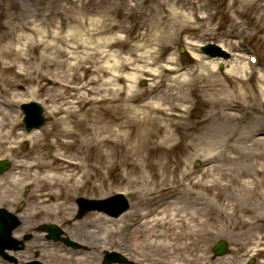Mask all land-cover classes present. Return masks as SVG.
<instances>
[{"label": "rangeland", "instance_id": "1", "mask_svg": "<svg viewBox=\"0 0 264 264\" xmlns=\"http://www.w3.org/2000/svg\"><path fill=\"white\" fill-rule=\"evenodd\" d=\"M143 7L152 8L139 16ZM206 41L230 53L222 70L219 59L199 53ZM248 50L259 56L255 66ZM105 68L111 76L98 71ZM0 88V157L13 162L0 176V206L13 210L24 201L16 234L29 232L32 215L53 217H38L37 205L59 210L80 240L96 233L95 226L82 233L85 223L98 225L103 216L75 222L77 195L124 192L135 222L178 191L157 223L122 248L129 260L167 262L180 253L182 264L250 257L264 264V182L251 169H264L255 156L264 153V0H0ZM28 99L45 106L47 123L30 136L17 126L10 135L7 123ZM194 160L203 167L193 168ZM186 170L192 180L181 176ZM217 238L229 244L228 254L207 250ZM51 248L53 264L76 260ZM83 253L88 263L92 251Z\"/></svg>", "mask_w": 264, "mask_h": 264}, {"label": "bare ground", "instance_id": "2", "mask_svg": "<svg viewBox=\"0 0 264 264\" xmlns=\"http://www.w3.org/2000/svg\"><path fill=\"white\" fill-rule=\"evenodd\" d=\"M78 7V6H77ZM147 14V12L146 11H144L143 13H142V15L143 14ZM145 14V15H146ZM109 28H110V31H113V30H115V25H110L109 26ZM109 55H111V53H105L104 54V56H109ZM103 56V57H104ZM204 66H202L201 67V69L203 68ZM236 69V68H235ZM155 112H158V113H161V111H159V110H157V111H155ZM0 114H1V112H0ZM1 118H0V121H1V123H2V125H1V128L2 127H5V119H6V116H0ZM255 143H257V141H254ZM255 143H253V145H255ZM263 145H261V147L262 146H264V141L262 140V142H261ZM260 145V144H259ZM255 156H259L260 158H264V153L262 154V153H259L258 155H255ZM260 168H262V170H260ZM252 169V174L253 175H255L256 176V178H258V177H261V180L260 181H262V182H264V169H263V166L261 165V164H259V165H256V166H254V167H252L251 168ZM186 174L187 173H183V174H181V176H183V177H185L186 176ZM243 173H241L240 172V174L239 175H242ZM239 175L237 176V177H239ZM252 179H253V177H252ZM253 181H255L254 179H253ZM179 193H175V194H173L172 195V199H171V201L170 202H168L167 204L168 205H171V204H174L175 202H176V199L178 198V195ZM45 211V210H44ZM153 211H150V212H147V214L146 213H144V215L142 216V219H141V222L139 223V225L138 226H136L135 228H133L132 229V231H131V233L133 234V240H138L140 237H139V229L142 227V226H146V225H152V223H154V224H156L157 223V221H158V219L159 218H151V219H148V217H147V215L148 214H151ZM158 213V212H157ZM156 213V214H157ZM173 217H177V215H174ZM163 217H161V219H162ZM140 227V228H139ZM93 228V225H92V222H86L85 223V226H84V231L85 230H90V229H92ZM145 243L147 244V242H143V244L141 245L140 244V247L142 246H144L145 245ZM150 245V244H149ZM146 252H149V251H147V250H145ZM152 258H154V256L152 257ZM173 262L172 263H178V261H179V258H170ZM178 259V260H177ZM171 260H167V264H169V262L171 261ZM180 260H182V259H180ZM171 263V264H172ZM162 264H166V259H164V258H162Z\"/></svg>", "mask_w": 264, "mask_h": 264}, {"label": "water", "instance_id": "3", "mask_svg": "<svg viewBox=\"0 0 264 264\" xmlns=\"http://www.w3.org/2000/svg\"><path fill=\"white\" fill-rule=\"evenodd\" d=\"M1 167V166H0ZM221 251V246L220 247H218V252H220Z\"/></svg>", "mask_w": 264, "mask_h": 264}]
</instances>
